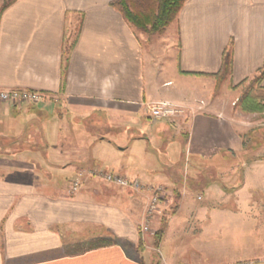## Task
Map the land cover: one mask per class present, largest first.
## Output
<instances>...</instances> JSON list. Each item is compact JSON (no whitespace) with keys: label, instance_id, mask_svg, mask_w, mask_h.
I'll list each match as a JSON object with an SVG mask.
<instances>
[{"label":"crops","instance_id":"crops-1","mask_svg":"<svg viewBox=\"0 0 264 264\" xmlns=\"http://www.w3.org/2000/svg\"><path fill=\"white\" fill-rule=\"evenodd\" d=\"M113 1L0 0V90L45 96L36 105L0 102V264H264V245L251 254L228 239L242 200L227 191L240 193L242 183H224L234 165L220 168L243 153L246 123L231 104L264 65V0H187L160 35L134 29ZM229 46L231 75L213 96L208 75ZM157 103L185 114L154 119ZM178 166L192 174L190 186L207 167L220 176L198 200L186 196ZM91 170L178 190L150 218L154 234L165 225L157 242L138 229L148 191L86 178L69 194ZM207 220L227 238L211 251Z\"/></svg>","mask_w":264,"mask_h":264},{"label":"rangeland","instance_id":"rangeland-1","mask_svg":"<svg viewBox=\"0 0 264 264\" xmlns=\"http://www.w3.org/2000/svg\"><path fill=\"white\" fill-rule=\"evenodd\" d=\"M218 92L215 94L213 91V96L214 95L216 96ZM249 96L250 97L253 96V99L255 98V101L258 102L263 107L261 111L259 112L242 111L241 102L243 98ZM231 108H233V110L236 111L237 114H241L244 117V121L246 124L244 125L245 129L241 135V139L243 141V153H241V155L239 154L240 156H238L237 161H235L233 164L229 161L227 164L220 165V168L222 167V170H225V168H227L228 165L231 166L234 165L233 168H235V170L233 171L235 174L232 173L230 175H227L226 177L228 179L224 183L227 184L234 183V186L241 185L242 183L240 193L234 194V191L232 190L227 191L228 197H230L229 199H233L234 197L239 196L242 200V204L239 206V210H238V218L236 219V223L238 225V228L237 227L236 228L238 230V233L236 236H232L234 238L229 237L228 239L229 240L235 239L237 243H239L240 239H242V242L240 243L244 244V246L246 244L248 247L247 252L249 251L252 254L254 250L258 249L257 246L261 247L264 245V203L262 201H259L262 202V204L253 205L252 204L253 201L251 202L250 199L257 196L263 197L264 199V195L259 194L264 192V188H261V186L264 184V92L259 91L256 85L252 83H247L242 87L241 91L239 92L238 98L232 102ZM216 161L218 162L219 160ZM212 164L213 163H209V165L213 166ZM156 166L160 169L158 163L156 164ZM178 169L181 170L179 166L178 168L176 167L174 175L179 179L178 180L179 182L184 181L185 183V181H187L186 196L193 197L195 199L196 197L202 198V195L204 193L203 189L205 185L208 184L209 181L208 179H212V178L219 179L220 176V173L217 172L215 168L207 167L205 172L201 173L199 182H197L193 186H190L189 184L190 179L188 177L190 176L193 177L192 174L190 172L188 174L186 171L184 172L183 170L179 171ZM242 175H243V180L241 178ZM98 181H100V183L103 185H107L100 179H98ZM162 191L163 193L161 194V200L162 199L164 200L165 198L168 197H173V196L176 197V195H178L176 194L178 190L177 192L175 191V193H173L169 189L162 188ZM130 192H134V191H130ZM257 216L261 218L262 221L258 225H255V228L253 229L252 232L251 224L256 219ZM206 222L209 223L207 225L208 227L211 228L208 231L209 238H208V243L206 244L205 247L208 251H211V249L215 247H219V244H221L222 241L226 242L227 238L224 237L225 234L219 233L220 227H218L219 226L218 223L214 224L213 221L210 220H207ZM138 229L140 232V227ZM155 260H157V258H155Z\"/></svg>","mask_w":264,"mask_h":264},{"label":"trees","instance_id":"trees-1","mask_svg":"<svg viewBox=\"0 0 264 264\" xmlns=\"http://www.w3.org/2000/svg\"><path fill=\"white\" fill-rule=\"evenodd\" d=\"M187 0H114L111 2V7L117 10L123 17V19L138 31L145 32L151 35L162 34L169 25H171L182 9ZM78 30L70 42H66L62 49V61L66 63L68 61L69 53L73 49L77 40ZM231 50L230 46L222 55L220 69L216 74L208 75L214 82V93L216 94L222 85L231 75ZM181 74H184L180 72ZM186 75V74H184ZM264 77V65L257 72V74L248 80L247 83H252L257 86V89L264 92V88L260 86V83ZM242 84V87L245 85ZM242 111L245 112H259L262 110V106L255 101V98L245 97L241 102ZM161 228L154 234L155 241L157 242L164 229ZM157 261V260H156ZM159 264V262H156Z\"/></svg>","mask_w":264,"mask_h":264},{"label":"built area","instance_id":"built-area-1","mask_svg":"<svg viewBox=\"0 0 264 264\" xmlns=\"http://www.w3.org/2000/svg\"><path fill=\"white\" fill-rule=\"evenodd\" d=\"M45 99L44 94L37 91H30L26 89H10L0 90V102L15 104H32L36 105ZM150 115L154 119L158 120H174L185 114V109L167 103H157L150 106ZM86 178L100 179L107 185L124 190H130L134 192H141L146 190L150 193V198L145 208V222L140 226V232L142 234L154 235L151 230L149 222L150 218L160 214L161 206V194L162 188H146L139 181L129 179L125 176H120L115 173L91 170L84 173H79L73 179L69 187V194H75L83 185ZM198 200L200 197L197 198Z\"/></svg>","mask_w":264,"mask_h":264}]
</instances>
